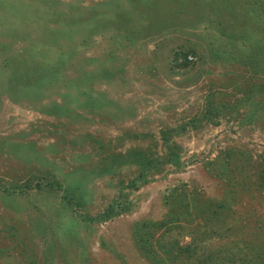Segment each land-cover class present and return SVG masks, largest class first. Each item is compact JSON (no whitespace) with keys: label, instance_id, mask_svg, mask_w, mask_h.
<instances>
[{"label":"rangeland","instance_id":"rangeland-1","mask_svg":"<svg viewBox=\"0 0 264 264\" xmlns=\"http://www.w3.org/2000/svg\"><path fill=\"white\" fill-rule=\"evenodd\" d=\"M0 264H264V0H0Z\"/></svg>","mask_w":264,"mask_h":264}]
</instances>
